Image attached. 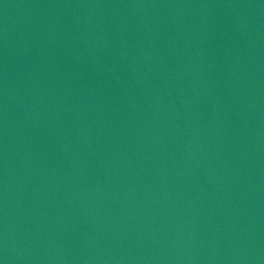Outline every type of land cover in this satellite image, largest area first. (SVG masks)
Returning a JSON list of instances; mask_svg holds the SVG:
<instances>
[{
  "label": "water",
  "instance_id": "obj_1",
  "mask_svg": "<svg viewBox=\"0 0 264 264\" xmlns=\"http://www.w3.org/2000/svg\"><path fill=\"white\" fill-rule=\"evenodd\" d=\"M0 264H264V0H0Z\"/></svg>",
  "mask_w": 264,
  "mask_h": 264
}]
</instances>
